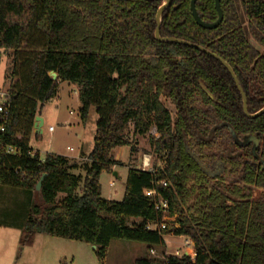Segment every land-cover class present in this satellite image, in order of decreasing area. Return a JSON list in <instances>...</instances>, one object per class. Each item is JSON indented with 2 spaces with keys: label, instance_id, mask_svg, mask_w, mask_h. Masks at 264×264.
<instances>
[{
  "label": "trees",
  "instance_id": "16d2710c",
  "mask_svg": "<svg viewBox=\"0 0 264 264\" xmlns=\"http://www.w3.org/2000/svg\"><path fill=\"white\" fill-rule=\"evenodd\" d=\"M191 1L173 0L161 18V37L228 63L249 113L260 112L264 0H222L223 21L214 30L198 26ZM163 3L0 0V51L12 56L0 113V186L28 194L23 247L48 235L95 246L103 262L114 239L144 243L151 252L173 234L193 243L194 260L163 253L161 260L147 255L134 264H264V114L246 117L234 79L213 56L156 40ZM196 10L205 23L218 20L215 0H198ZM64 82L77 87L82 121L91 108L97 116L83 180L71 160L53 153L41 160L29 144L35 118ZM231 130L239 139L257 136L258 158L252 145H233ZM131 133L149 135L163 166L129 168L123 200H106L100 176L123 166L116 149L137 151ZM160 201L165 212L157 209ZM166 218L177 226L146 229Z\"/></svg>",
  "mask_w": 264,
  "mask_h": 264
},
{
  "label": "rangeland",
  "instance_id": "374dc122",
  "mask_svg": "<svg viewBox=\"0 0 264 264\" xmlns=\"http://www.w3.org/2000/svg\"><path fill=\"white\" fill-rule=\"evenodd\" d=\"M11 61L10 52L1 50L0 105L6 103L11 86L9 78L7 79ZM80 109L77 87L67 82L61 83L58 96L46 103L40 111L45 117L44 134L41 139H36L32 134L30 139V147L39 154L41 159H45L49 149L61 155H75L80 149L88 155L92 152L97 116L96 113L90 115L89 112L87 120L83 122ZM50 128L53 130L50 131ZM131 140L137 151L132 153L129 147L116 149L113 155L115 159L118 158L122 162L123 166L113 167L112 172L103 171L100 176L102 197L106 200L116 202L123 200L129 168H142L145 159L150 160L149 169L163 166V161L153 153L149 135L134 137L131 133ZM67 147L74 152L67 151ZM74 162L81 164L86 161ZM80 169L75 173L79 174L83 180L86 173L82 168ZM115 173H118L119 177H116ZM82 186L83 183L78 190L80 193ZM27 197L26 192L20 193L0 186V264H134L136 260L147 255L161 260L163 253L172 255L176 251H186L191 254L193 248V243L186 245L188 239L173 234L165 237L164 247L155 248V255L147 251V245L144 243L114 239L108 247L106 259L102 262L98 259L94 246L48 235H39L32 246L23 247L21 223H23L25 210L30 205L29 197ZM166 225L177 226L174 219L167 220Z\"/></svg>",
  "mask_w": 264,
  "mask_h": 264
},
{
  "label": "water",
  "instance_id": "95a60500",
  "mask_svg": "<svg viewBox=\"0 0 264 264\" xmlns=\"http://www.w3.org/2000/svg\"><path fill=\"white\" fill-rule=\"evenodd\" d=\"M147 1H163L164 2L163 5L159 8V10L157 12V16H156L157 29H156V32H155V38H156L157 41L162 42V43H175V44L184 45V46H188V47H194V48H196V49H198V50H200L202 52H205V53L213 56L215 59H217L219 62H221L225 66V68L228 70V72L230 73V75L234 79V82H235L238 90L240 91V93L242 95L243 111H244V114L246 115V117H248L250 119H256V118H258V117H260L261 115L264 114V109H262L260 112H258L256 114H253V115H251L249 113L248 104H247V97H246L245 93L243 92V89L241 88L240 83H239L238 79L236 78L232 67L228 63L223 61L218 56L212 55L210 52H208L207 50H205L204 48H201L199 46H194V45H192V44H190L188 42H185L183 40H178V39H175V38H162L161 37V34H160L161 18H162L163 13L172 6L173 0H147ZM197 1L198 0H192L191 1V11H192L193 17H194L196 23L198 24V26H200L201 28L206 29V30L217 29L221 25V23L223 21V11L221 9V1L222 0H215V7H216V10L218 12V20L215 23H212V24L203 22L201 20V18L199 17V15L197 13V10H196ZM50 76L53 78V80L57 79V74L54 73V72L50 73ZM42 126H43V119L41 117L37 116L35 118L34 129L36 131L37 130H41ZM231 134H232V138H233V145H237L239 147H247L249 145H252V154L256 158H258L257 149L259 147V140H258L257 136H247V137H244L243 139H239L238 136L236 135V133L233 130H231ZM115 176L119 177L118 173H115ZM45 177H46V175H43V177L41 178V180L37 184L36 192L39 193L41 191L42 183H43V180H44ZM170 232H172V229L170 230ZM93 248H94V250L97 249L95 246Z\"/></svg>",
  "mask_w": 264,
  "mask_h": 264
},
{
  "label": "built area",
  "instance_id": "2783aa9c",
  "mask_svg": "<svg viewBox=\"0 0 264 264\" xmlns=\"http://www.w3.org/2000/svg\"><path fill=\"white\" fill-rule=\"evenodd\" d=\"M3 112V107H2V105H0V113H2ZM53 129L52 128H50V131H52ZM2 131H3V129H2ZM7 153L8 154H15L16 153V151L13 149V148H8L7 149ZM142 168H140L141 170H143V171H147V170H149V171H151L152 169H149V167H150V160H148V159H145L144 161H143V163H142ZM112 186H114V184L112 183ZM156 193L154 192V191H148L147 192V195L148 196H154ZM167 208H168V206H167V203L166 202H163V201H160L159 202V204H157V209H159V210H162V211H166L167 210ZM168 219L166 218V219H164V221L161 223V224H152V223H148L147 225H146V229L148 230V231H151V232H155V231H157V232H160V231H162V230H165L166 228H167V225H166V221H167ZM180 238H183V237H180ZM190 244H192V242L191 241H186V245H190ZM189 250V249H188ZM152 255H155V250H151V252H150ZM172 256H176V257H184V256H190L193 260L195 259V256H196V254H195V251H194V249L192 248L191 249V254H188V252H186V251H184V252H181V251H176L174 254H172Z\"/></svg>",
  "mask_w": 264,
  "mask_h": 264
},
{
  "label": "crops",
  "instance_id": "0c3cea01",
  "mask_svg": "<svg viewBox=\"0 0 264 264\" xmlns=\"http://www.w3.org/2000/svg\"><path fill=\"white\" fill-rule=\"evenodd\" d=\"M80 107H81V104H80ZM93 113H95V109H94V108H91V109H90V115L93 114ZM38 116L41 117V118L43 119V126H42L41 130H37V131H36L35 129L33 130V135H35V137H36L37 135L42 136V135L44 134L43 128H44V126H45V117H43L41 113H39ZM36 139H37V138H36ZM67 151H69V152H74L73 149H71V148L69 149V147H67ZM48 153L57 154V155H60V156L66 157V158H68L69 160H73V162H72V161H71V162H72V163H75V164L78 166L77 169H76L75 171H73V174H75V175H77V176H78L79 174H77V173H75V172L81 170L80 168L82 167V165L88 162L87 159H86V157L88 156V154L83 153V152H82V149H80V151H78L75 155H67V154L61 155V154H59V153H56V152L51 151L50 149H49ZM48 153H47V154H48ZM83 154H84V157L82 156ZM40 159H41V158H40ZM41 160H43V159H41ZM77 160L86 161V162L81 163V164H79L78 162H74V161H77ZM116 160L119 161L118 158H116ZM118 175H119V174H118ZM124 194H125V192H124ZM37 238H38V236H37Z\"/></svg>",
  "mask_w": 264,
  "mask_h": 264
}]
</instances>
